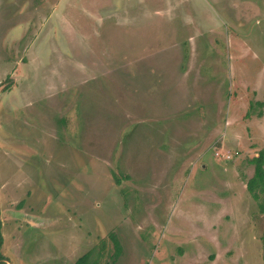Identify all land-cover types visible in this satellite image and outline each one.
Masks as SVG:
<instances>
[{
  "label": "rangeland",
  "instance_id": "1",
  "mask_svg": "<svg viewBox=\"0 0 264 264\" xmlns=\"http://www.w3.org/2000/svg\"><path fill=\"white\" fill-rule=\"evenodd\" d=\"M263 92L264 0H0L9 264H264Z\"/></svg>",
  "mask_w": 264,
  "mask_h": 264
},
{
  "label": "trees",
  "instance_id": "2",
  "mask_svg": "<svg viewBox=\"0 0 264 264\" xmlns=\"http://www.w3.org/2000/svg\"><path fill=\"white\" fill-rule=\"evenodd\" d=\"M255 104L264 111V92L260 99L255 100ZM250 106L251 103H250ZM260 115V111L259 114ZM250 164H252V174L245 180V188L250 195L257 201L261 213L264 216V146L258 148L254 155L248 158ZM117 180V179H116ZM1 219H0V264H7L6 256L1 250L2 245V233H1ZM109 240L112 244L111 252L108 254V259L104 260L100 264H111L114 263L121 253V244L114 233L108 234ZM100 253L98 255L100 256ZM90 249L84 251L75 258L72 264H98V258L94 257L89 259ZM262 256L264 258V231L262 232Z\"/></svg>",
  "mask_w": 264,
  "mask_h": 264
},
{
  "label": "water",
  "instance_id": "3",
  "mask_svg": "<svg viewBox=\"0 0 264 264\" xmlns=\"http://www.w3.org/2000/svg\"><path fill=\"white\" fill-rule=\"evenodd\" d=\"M25 220H26L27 222L31 223V224L33 223L32 220H30L29 218H25ZM6 262H7V264H9V262H8L7 260H6Z\"/></svg>",
  "mask_w": 264,
  "mask_h": 264
},
{
  "label": "crops",
  "instance_id": "4",
  "mask_svg": "<svg viewBox=\"0 0 264 264\" xmlns=\"http://www.w3.org/2000/svg\"><path fill=\"white\" fill-rule=\"evenodd\" d=\"M120 255V254H119ZM118 258V257H117Z\"/></svg>",
  "mask_w": 264,
  "mask_h": 264
}]
</instances>
